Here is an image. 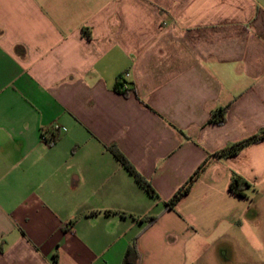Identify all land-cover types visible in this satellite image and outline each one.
Instances as JSON below:
<instances>
[{
	"label": "crops",
	"instance_id": "obj_1",
	"mask_svg": "<svg viewBox=\"0 0 264 264\" xmlns=\"http://www.w3.org/2000/svg\"><path fill=\"white\" fill-rule=\"evenodd\" d=\"M262 130L264 0H0V264H192L264 183V141L216 154Z\"/></svg>",
	"mask_w": 264,
	"mask_h": 264
},
{
	"label": "rangeland",
	"instance_id": "obj_2",
	"mask_svg": "<svg viewBox=\"0 0 264 264\" xmlns=\"http://www.w3.org/2000/svg\"><path fill=\"white\" fill-rule=\"evenodd\" d=\"M242 225L217 232L190 251L192 264H264V183L247 188Z\"/></svg>",
	"mask_w": 264,
	"mask_h": 264
},
{
	"label": "trees",
	"instance_id": "obj_3",
	"mask_svg": "<svg viewBox=\"0 0 264 264\" xmlns=\"http://www.w3.org/2000/svg\"><path fill=\"white\" fill-rule=\"evenodd\" d=\"M122 86L123 85L121 83H117V85L115 86V90L125 96L128 95V91L122 90ZM229 106L230 105L213 112L208 121V124L223 125L226 122V114L229 109ZM58 139L59 132H50L46 136V143L52 145L56 143ZM262 141H264V130H262L259 134L254 135L244 141L231 145L226 150L217 153L216 155L224 154L230 157L237 156L245 147ZM107 150L113 155V157L117 160L121 167L134 179V181L139 185V187L142 188L150 198L154 200L159 199V195L152 187L151 183L137 171L133 164L127 159V157L120 151V149L116 145L107 147ZM205 166L206 162L197 168V170L193 173L189 180L166 203V206L169 209H174L175 206L181 201V199H183L186 195L189 194L192 187L204 171ZM249 187L250 184L245 179H243L239 175H234L229 186V191L232 194L244 197L245 191ZM156 220L157 217L146 218V222L148 225L153 224ZM140 260L141 254L138 250L137 243L135 241L133 245L128 248L123 260V264H139ZM54 263L57 264L56 255L54 256Z\"/></svg>",
	"mask_w": 264,
	"mask_h": 264
},
{
	"label": "built area",
	"instance_id": "obj_4",
	"mask_svg": "<svg viewBox=\"0 0 264 264\" xmlns=\"http://www.w3.org/2000/svg\"><path fill=\"white\" fill-rule=\"evenodd\" d=\"M60 131V126L59 125H52L51 127L45 129L42 131V138L43 141L46 143V136L50 132H59Z\"/></svg>",
	"mask_w": 264,
	"mask_h": 264
}]
</instances>
